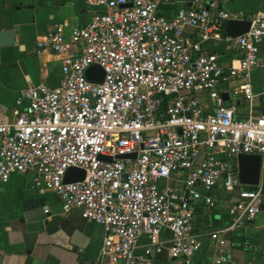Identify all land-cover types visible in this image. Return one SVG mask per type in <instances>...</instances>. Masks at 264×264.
I'll list each match as a JSON object with an SVG mask.
<instances>
[{
    "label": "built area",
    "instance_id": "obj_1",
    "mask_svg": "<svg viewBox=\"0 0 264 264\" xmlns=\"http://www.w3.org/2000/svg\"><path fill=\"white\" fill-rule=\"evenodd\" d=\"M232 1L190 0L168 13L175 0H86L99 9L86 27L58 25L37 42L62 57L61 81L21 91L13 122L0 113V181L32 173L64 213L101 225L103 245L90 264H193L205 239L211 264H227L228 236L262 213L264 14L230 11ZM230 21H248L249 30L232 37ZM208 43L223 53L206 52ZM92 65L103 68L102 83L86 78ZM240 155L260 156L258 185L241 182ZM70 168L85 179L65 183ZM222 191L229 222L200 234L197 210L215 208Z\"/></svg>",
    "mask_w": 264,
    "mask_h": 264
},
{
    "label": "crops",
    "instance_id": "obj_2",
    "mask_svg": "<svg viewBox=\"0 0 264 264\" xmlns=\"http://www.w3.org/2000/svg\"><path fill=\"white\" fill-rule=\"evenodd\" d=\"M190 0H175L166 9L175 13ZM226 8L251 15L264 14V0H233ZM99 9L86 0H0V31H15V45L0 48V113L9 122L15 120V101L21 91L45 84L57 87L61 81L62 57L37 48V42L58 25L66 32L86 27ZM206 52L223 53V46L205 45ZM225 63L232 56L226 54ZM264 58V45L261 49ZM263 71L253 73V87L260 92ZM237 117H248L245 100H236ZM264 109V97L257 100ZM34 175L15 174L0 181V264H90L103 245L104 228L83 219L79 211L64 213L58 196L34 187ZM218 196V195H217ZM230 199L217 197L216 207L200 206L195 217L197 232L204 234L226 225L230 218ZM49 209L50 213H45ZM164 234L170 236L168 231ZM208 241L193 264H211ZM227 264H264V209L245 229L228 236ZM154 264H184L166 257Z\"/></svg>",
    "mask_w": 264,
    "mask_h": 264
},
{
    "label": "water",
    "instance_id": "obj_3",
    "mask_svg": "<svg viewBox=\"0 0 264 264\" xmlns=\"http://www.w3.org/2000/svg\"><path fill=\"white\" fill-rule=\"evenodd\" d=\"M250 27L248 21H230L227 24L226 32L232 37H237L247 32ZM15 45V31L4 30L0 31V48L11 47ZM105 77V72L98 65L90 66L86 71V78L93 83H102ZM225 101L229 102V95L223 94ZM107 160H111L108 159ZM240 167L241 182L246 185L256 186L260 183L261 158L254 155H240L238 158ZM86 173L82 169L70 168L67 170L64 182L74 183L83 181ZM154 264V263H152Z\"/></svg>",
    "mask_w": 264,
    "mask_h": 264
},
{
    "label": "rangeland",
    "instance_id": "obj_4",
    "mask_svg": "<svg viewBox=\"0 0 264 264\" xmlns=\"http://www.w3.org/2000/svg\"><path fill=\"white\" fill-rule=\"evenodd\" d=\"M219 195H220L221 197H223V196L227 195V193L222 191V192H220V193L218 194L217 197H219Z\"/></svg>",
    "mask_w": 264,
    "mask_h": 264
}]
</instances>
